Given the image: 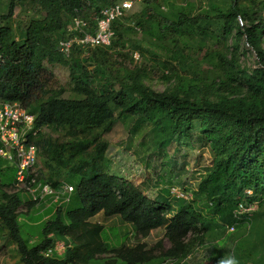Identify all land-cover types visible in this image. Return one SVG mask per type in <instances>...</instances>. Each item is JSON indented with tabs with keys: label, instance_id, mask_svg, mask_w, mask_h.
Listing matches in <instances>:
<instances>
[{
	"label": "trees",
	"instance_id": "16d2710c",
	"mask_svg": "<svg viewBox=\"0 0 264 264\" xmlns=\"http://www.w3.org/2000/svg\"><path fill=\"white\" fill-rule=\"evenodd\" d=\"M119 1L10 0L7 13H0V100L21 103L35 116L42 132L46 127L59 135L48 140L41 132L37 138L43 164L40 172L54 187L61 182L74 187L69 203L52 207L47 211L49 218L38 216L34 210L38 205L33 202H28V211L22 213L24 195L8 191L13 190L15 166L0 157V237L16 247L21 264H91L99 259H118L126 264H190L195 250L206 243L216 242L223 248L228 227L239 222L238 232L242 226H252L255 215L239 221L234 215L246 189L254 191L253 198H264V16L258 18L255 12L264 7V0H252V5L241 0H231L225 6L212 2L219 10L214 17L200 14L193 18L180 13L176 20H167V14L164 17L153 3L157 13H149L150 2L155 0H144L143 10L116 21L115 38L109 48L91 49L84 62L73 57L75 52H82L78 47L70 58L59 52V42L68 38V28L75 17L95 28L101 10ZM26 3L39 16L16 24V8ZM121 20L136 22L146 32V26L156 21V36L162 40L172 25L180 29L179 38L187 34L192 40L190 25L207 28L209 23L211 29V21L216 20L220 28L213 30L215 34L225 35L227 40L236 31V36L245 37L256 54L258 67L252 71L241 69L235 55L228 57L209 49L208 52L216 51L220 74L198 83L181 81L171 91H156L146 84L151 80L149 69L111 61L108 49L120 51L125 46H119L117 41L124 38L127 30ZM201 35L206 41L203 32L195 36ZM132 47L137 49V44ZM171 52L175 55L162 62L159 71L155 70L163 78H170L165 71L174 78L172 70L177 68L170 62L185 58L181 47L176 50L172 45ZM122 56L126 62L128 55ZM110 65L117 67L112 69ZM55 67L70 68L74 98L63 97L65 89L52 85ZM180 68L187 71L188 65L181 63ZM114 82L119 84V90L114 89ZM221 86L236 96L212 100L209 94ZM119 118L149 122L156 148L195 139L210 151L211 165L198 189L192 191L193 199L179 200L176 212L169 203L172 183L168 182L157 199H151L133 182L104 172L109 165L105 135ZM8 168L14 177L5 175ZM74 177L79 179L71 183ZM99 214L117 218L121 226L106 229L101 223H93L91 219ZM24 219L32 221L26 223L27 238L23 236ZM160 229L165 230L172 245L164 255H153V249L141 243L128 245L131 232L147 238ZM209 238L213 242H208ZM57 241L65 245L63 255L54 251L45 256ZM213 247L211 254L216 264H264V256H255L249 262L231 256L230 249L227 258L215 244ZM106 254L113 256L103 258Z\"/></svg>",
	"mask_w": 264,
	"mask_h": 264
},
{
	"label": "rangeland",
	"instance_id": "374dc122",
	"mask_svg": "<svg viewBox=\"0 0 264 264\" xmlns=\"http://www.w3.org/2000/svg\"><path fill=\"white\" fill-rule=\"evenodd\" d=\"M230 1L231 0H155L150 2L149 13L150 10H152L151 14H156L157 11L154 12V9L158 6L164 17L165 14H167V20H172L173 18L176 20L177 17L179 18L180 13L186 16L191 14L193 18H198L200 14L206 17H214L219 12L214 4L225 6ZM241 2L245 5H252V0H241ZM144 3V1H136L131 12L138 13L143 10L145 7ZM152 3L157 5L156 8H154ZM9 4L10 0H0L1 14L7 13ZM255 12L258 18L261 15L264 16V7H259ZM38 16L39 12L26 3L25 5L17 6L14 21L16 24H20L26 22L30 18H36ZM145 20L148 19L146 18ZM121 21L125 24L127 30L121 41L117 39H115V41L117 40L119 42V46H122V44L125 46L123 48L121 47L120 51L116 48L108 49L111 51L110 53H112L111 61L112 63H122V65L130 67L136 65L138 68L145 67L149 69L151 80H148L146 84L150 85L156 91H171L181 83V81H185L186 83L195 81L198 83L206 79L210 80L220 74L221 71L217 69L219 64L216 59V51L222 52L228 57L235 55L237 66L241 69L244 68L252 71L258 67L256 54L246 43L245 37L236 36V31H234L227 40L225 35L215 34L213 30H219L220 28V24L216 20L211 21L212 30L210 29L209 23L207 28H204L201 24L198 26L190 25L188 28H190V32L194 36L192 40L187 34L185 36L181 35L179 38L180 29L174 25H172L170 30L168 29L166 38L162 40L156 36L159 34V24L156 21H154V24L152 23L146 26L148 32L144 31L142 27H138L135 24L136 22H130L128 20ZM201 32L204 33L206 41L203 40L204 36L202 35L195 36ZM134 44H137V49L132 47ZM172 45L176 50H179L180 47L183 48L185 58L179 59V62L176 60L170 62L177 68V71L172 70V77L174 78H171V72L167 71H165L164 75L170 78H163V74L159 72L156 73L155 70L160 69L159 66H161L162 62L169 60L170 56L175 55V53L171 52ZM139 47L142 48L141 51L138 50ZM209 49L216 51L208 52L207 50ZM81 51L80 55L75 52L73 57H79L84 62L91 51ZM122 54L128 55L126 62H124ZM181 63L188 65L187 71H183L180 68ZM110 67L115 69L117 66L112 67V65H110ZM89 69L92 70V66ZM192 69L196 72L192 73ZM175 72L176 76H174ZM197 74H199L198 77L195 76ZM51 75L52 85L65 89L63 97H75L71 91L72 84L69 67H55L52 69ZM236 84H238L237 81L234 82V85ZM113 87L116 90L120 88L117 82H114ZM243 93H245V91H242V94ZM209 96L212 100L217 101L223 97L231 98L236 96V94L228 93L223 89V86H221V88L216 87V90L211 92ZM151 129L152 125L149 124V122L141 124L136 120L119 118L114 129L109 134L105 135V139L109 142V148L106 153L109 165L107 168H104V172L133 182L151 199H157L160 191L168 187V182L172 183L169 203L172 205L174 212H176L179 200H184L178 196L181 197L185 195L186 197H190L191 192L198 189L199 181L202 176L206 174V169L211 165L212 157L210 151L203 145L201 146L195 139L192 141L186 139L174 141L168 148H156V145L152 141L153 133ZM42 134L45 135V138H48V140L57 137L60 138L57 133L46 127H44ZM41 166H43V164L40 158L39 167L41 168ZM5 175L14 177L13 170L8 168ZM78 179L79 177H74L71 183H76ZM8 191L13 192L10 188ZM24 197L25 201L29 200L27 195ZM259 201L260 210L257 211L253 218L252 226H250V228L249 226L248 228L242 226L238 232L235 230L234 233L237 232L236 234L227 233L222 239L225 243L223 248L215 244L219 253H224L228 258L227 254L230 249L229 253L231 256L236 258L239 257L249 262L252 261L255 256H264L263 196H259ZM27 204L28 202H25L24 206L21 208L22 213L28 211ZM91 221L93 223H101L106 229L121 226L117 218H106L103 214L95 216ZM23 222V236L27 238L26 223L31 224L32 221L24 219ZM129 237V246H135L140 243L147 245V247L153 249V255L155 256L164 255L172 246L165 237L164 229L153 231L147 238L138 237L134 231L129 234ZM213 240L214 239L209 238L208 242H213ZM160 241H163V243L161 247H158L157 244ZM207 245L208 246L204 248H199L193 254L194 258L190 261V264H216L217 259L211 254L214 250V245L212 247L209 244ZM55 247L57 248L56 251L58 255L64 253L65 246L62 242H57ZM109 256H113V254H106L102 257ZM0 264H21L16 247L8 244V239L2 237H0ZM91 264L126 263L118 259H99L94 260ZM152 264L158 263L154 261Z\"/></svg>",
	"mask_w": 264,
	"mask_h": 264
},
{
	"label": "built area",
	"instance_id": "2783aa9c",
	"mask_svg": "<svg viewBox=\"0 0 264 264\" xmlns=\"http://www.w3.org/2000/svg\"><path fill=\"white\" fill-rule=\"evenodd\" d=\"M136 1L144 0H121L102 9L95 28L87 20L75 17L68 28V38L59 42V52L70 58L75 47L84 51L110 47L115 38L114 24L128 16ZM41 132L35 116L25 106L0 100V157L15 166L13 192L27 195V202L61 207L69 203L74 187L66 182L54 187L43 179L39 167L41 147L37 144ZM180 198L188 199L185 195ZM240 208V212L253 209L242 205ZM51 253L49 251L45 256Z\"/></svg>",
	"mask_w": 264,
	"mask_h": 264
},
{
	"label": "clouds",
	"instance_id": "9594fccd",
	"mask_svg": "<svg viewBox=\"0 0 264 264\" xmlns=\"http://www.w3.org/2000/svg\"><path fill=\"white\" fill-rule=\"evenodd\" d=\"M107 48H109V47H107ZM136 185V184H135ZM137 186V185H136ZM254 195H255V193H254V191L252 190V189H246L245 191H244V193H243V199H240L238 202H237V206H236V208H235V211H234V215H235V218L239 221L240 219H242V218H251V217H253L256 213H257V211L260 209V201L258 200V199H256V198H253L254 197ZM180 198V197H179ZM185 201H190L191 199H193L192 198V192H191V195H190V197H188V199H185V198H183ZM25 202H27V201H25ZM243 206L244 208H246V209H248V208H250V207H253V209L252 210H250V211H246V212H240V210H241V208H240V206ZM53 207H55V206H53ZM169 216H171V215H169ZM239 222H237L236 224H234V225H232V226H230V227H228V233H230V234H233L234 232H235V230H236V228H237V224H238ZM233 228V230H231ZM57 242H61V241H57ZM56 242V243H57ZM56 243H55V246H56ZM63 243V242H62ZM64 244V243H63ZM207 244H209V245H211V247H212V245H214V244H216V242L214 243H212V244H210V243H206V245L205 246H201V247H199V248H204V247H206V246H208ZM54 246V248H53V250H49V251H52V253H51V255L53 254V252L54 251H56L57 250V248ZM65 246V245H64ZM199 248H197L196 250H195V252L199 249ZM208 248V247H207ZM206 248V249H207ZM208 249H210V248H208ZM48 251V252H49ZM57 252V251H56ZM194 252V253H195ZM193 253V254H194ZM193 254H192V256H193ZM45 255V254H44ZM61 255H63V253L61 254ZM50 256V255H49ZM228 264H231V262H228Z\"/></svg>",
	"mask_w": 264,
	"mask_h": 264
},
{
	"label": "crops",
	"instance_id": "0c3cea01",
	"mask_svg": "<svg viewBox=\"0 0 264 264\" xmlns=\"http://www.w3.org/2000/svg\"><path fill=\"white\" fill-rule=\"evenodd\" d=\"M133 12H129V14H128V16H130V14H132ZM127 16V17H128ZM53 206H50V207H48V205L46 204H40V205H38V206H36V207H34V210L37 212V213H39L38 214V216H40V217H42L43 218V220L44 219H47V218H49V216L51 215H48V212L47 211H49L51 208H52ZM34 210H32L31 212H33ZM44 212V213H43Z\"/></svg>",
	"mask_w": 264,
	"mask_h": 264
}]
</instances>
